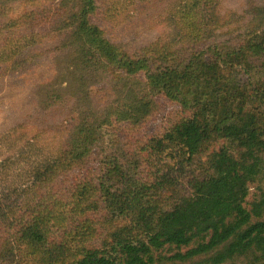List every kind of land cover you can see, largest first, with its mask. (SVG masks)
<instances>
[{"label": "trees", "instance_id": "trees-1", "mask_svg": "<svg viewBox=\"0 0 264 264\" xmlns=\"http://www.w3.org/2000/svg\"><path fill=\"white\" fill-rule=\"evenodd\" d=\"M9 89L0 264H264V0H0Z\"/></svg>", "mask_w": 264, "mask_h": 264}, {"label": "rangeland", "instance_id": "rangeland-1", "mask_svg": "<svg viewBox=\"0 0 264 264\" xmlns=\"http://www.w3.org/2000/svg\"><path fill=\"white\" fill-rule=\"evenodd\" d=\"M164 22L165 23V30H168L167 32L171 31V28L169 26V22H167L166 19H159L156 20L154 17L151 18V16H148L146 19H143L141 16H135V14L131 17L130 21L126 24L125 29L126 31L131 32H137L140 34H155L159 31V25L158 23ZM157 26V28H156ZM146 27H152L150 30L146 31ZM156 28V29H155ZM1 91V90H0ZM15 97V91L14 90H6L5 92H0V111L3 109L5 105H9L11 102L10 99ZM9 149L6 147V144L4 142V139L0 138V158L5 157L7 155H13V151H8ZM12 171V169H8ZM7 171V172H10ZM10 175V174H9Z\"/></svg>", "mask_w": 264, "mask_h": 264}]
</instances>
